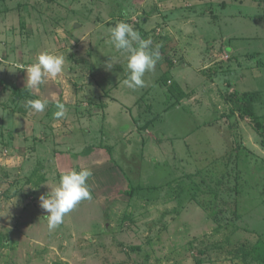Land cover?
Wrapping results in <instances>:
<instances>
[{
  "label": "rangeland",
  "instance_id": "obj_1",
  "mask_svg": "<svg viewBox=\"0 0 264 264\" xmlns=\"http://www.w3.org/2000/svg\"><path fill=\"white\" fill-rule=\"evenodd\" d=\"M121 21L159 45L136 90ZM42 52L65 71L29 91ZM0 56V264H261L264 0H0ZM82 168L92 198L49 231L40 196Z\"/></svg>",
  "mask_w": 264,
  "mask_h": 264
},
{
  "label": "clouds",
  "instance_id": "obj_2",
  "mask_svg": "<svg viewBox=\"0 0 264 264\" xmlns=\"http://www.w3.org/2000/svg\"><path fill=\"white\" fill-rule=\"evenodd\" d=\"M111 43L121 53L127 54V76L124 80L125 86L136 90L146 86L144 79L146 73L153 72L160 59L159 45L155 49L151 47L153 41L144 39L140 32L127 22H118L111 29ZM65 57L62 54L42 52L36 62L29 65L25 70L27 73L26 88L29 91L36 90L49 78H58L65 71ZM107 70L113 68L112 58L105 65ZM62 81L56 79V83ZM53 94L52 99H54ZM49 98L28 100V107L34 113H43L49 106ZM57 111L54 118L60 120L66 116L67 109L64 103L56 102ZM92 176L89 168L79 171L71 170L64 172L59 177L58 186L51 189L39 198L40 207L48 213L47 224L49 231L58 228L63 222L66 214L70 213L81 201L92 198L88 179Z\"/></svg>",
  "mask_w": 264,
  "mask_h": 264
},
{
  "label": "trees",
  "instance_id": "obj_3",
  "mask_svg": "<svg viewBox=\"0 0 264 264\" xmlns=\"http://www.w3.org/2000/svg\"><path fill=\"white\" fill-rule=\"evenodd\" d=\"M144 33V31H142L140 34ZM244 97L247 99L249 98V94L245 93ZM243 96L239 97L240 99L244 98ZM251 104L254 103L252 101H257L255 97H252L251 99ZM251 107V105H249ZM252 109V108H251ZM252 112H254V110L252 109ZM258 118L257 116L255 117V122L258 126L261 127V130L264 131V123H258ZM264 134V133H263ZM225 174L223 173L222 176H224ZM33 178H35V185L36 186H40L42 183H44L46 181V177L44 175L39 174V172H34L33 173ZM190 179L192 180L193 183H195V185L193 186V188L195 190H197V193H200L203 191V186L206 185L207 181L205 179H201L200 182L197 181V179H194L196 177H191V176H195V175H189ZM197 177H200L199 174L196 175ZM193 178V179H192ZM238 179V178H236ZM239 182V181H238ZM211 190L212 187H209ZM127 195H131L132 194V190L130 192L126 193ZM252 253L254 255V258L256 261L260 262L261 264H264V238L262 236H259L258 240L256 241V243L253 245L252 248Z\"/></svg>",
  "mask_w": 264,
  "mask_h": 264
},
{
  "label": "built area",
  "instance_id": "obj_4",
  "mask_svg": "<svg viewBox=\"0 0 264 264\" xmlns=\"http://www.w3.org/2000/svg\"><path fill=\"white\" fill-rule=\"evenodd\" d=\"M0 62H3V58H2V56H0Z\"/></svg>",
  "mask_w": 264,
  "mask_h": 264
}]
</instances>
